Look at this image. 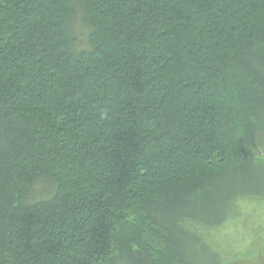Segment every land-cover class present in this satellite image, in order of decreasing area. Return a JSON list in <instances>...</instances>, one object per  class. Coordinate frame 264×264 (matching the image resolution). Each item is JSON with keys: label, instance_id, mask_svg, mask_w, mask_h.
I'll use <instances>...</instances> for the list:
<instances>
[{"label": "trees", "instance_id": "16d2710c", "mask_svg": "<svg viewBox=\"0 0 264 264\" xmlns=\"http://www.w3.org/2000/svg\"><path fill=\"white\" fill-rule=\"evenodd\" d=\"M258 152L264 0H0V264H264Z\"/></svg>", "mask_w": 264, "mask_h": 264}, {"label": "rangeland", "instance_id": "374dc122", "mask_svg": "<svg viewBox=\"0 0 264 264\" xmlns=\"http://www.w3.org/2000/svg\"><path fill=\"white\" fill-rule=\"evenodd\" d=\"M74 29L80 35V46L84 47L86 34L85 28L81 30V27L78 24H75ZM256 157L264 161V153L258 152ZM42 191L43 189L40 188L35 196L42 193ZM255 228L256 225L254 220L247 219V217L243 218V216L235 217L217 233L213 239V245L217 250H220L223 256L230 259H234L235 256L245 257L248 252L249 254H257L260 246H264V240L262 238L260 239L259 235L254 236Z\"/></svg>", "mask_w": 264, "mask_h": 264}]
</instances>
